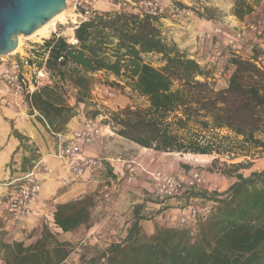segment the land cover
<instances>
[{
  "label": "trees",
  "instance_id": "trees-1",
  "mask_svg": "<svg viewBox=\"0 0 264 264\" xmlns=\"http://www.w3.org/2000/svg\"><path fill=\"white\" fill-rule=\"evenodd\" d=\"M263 6L264 0H233L232 12L240 23L249 25L264 17ZM120 10L106 11L76 28L78 46L64 37L47 41L51 46L47 67L55 82L63 80L64 68L70 63L85 72L113 75L110 85L121 91L129 89L147 105H127L109 112L105 124L141 147L161 153L220 156L243 149L248 155L247 147L264 152V49L245 44L248 30L230 50L228 84L217 88L211 69L177 43L164 39L160 20L140 17L136 10ZM198 15L215 21L209 7ZM248 47L246 56L235 53ZM68 76L77 88V102L87 105L88 75L72 68ZM55 82L36 91L31 99L52 126L64 115L67 119L74 115L70 106L62 105L65 90ZM220 130L230 134L220 137ZM11 135L22 141L17 130ZM218 136L221 141H217ZM246 168L243 163L218 168L223 177L236 179L223 192L191 190L193 196L212 200L215 209L200 223L196 237L187 229L164 228L151 238H139L140 221L145 219L140 204L133 209L135 220L125 242L110 244L104 255L118 256L121 264H264V169L244 175L240 171ZM84 202L57 206L55 222L63 231L88 221ZM4 248L13 254L16 264H64L67 256L63 243L50 248L45 238L27 247L14 242L4 244Z\"/></svg>",
  "mask_w": 264,
  "mask_h": 264
},
{
  "label": "crops",
  "instance_id": "crops-1",
  "mask_svg": "<svg viewBox=\"0 0 264 264\" xmlns=\"http://www.w3.org/2000/svg\"><path fill=\"white\" fill-rule=\"evenodd\" d=\"M228 2L229 13L234 17L232 12L233 0H228ZM160 21H167L165 25H168L170 22V20L166 18H162ZM161 30L164 39L169 41L170 37L166 34L163 26H161ZM53 38L58 37L55 35L51 37L48 36L39 42L41 44L40 46L30 45L24 48V52L32 57L41 59L47 51L50 53L51 46L48 45L47 41ZM33 47H37V49ZM191 56L194 57L193 55ZM72 68H75L76 71H79L81 74L96 76L103 73V75H107L105 71H98L95 73L85 72L75 63H70V66L64 68L66 71L65 77L60 82L57 81L55 83L61 84L65 90L63 93L64 99L62 105L66 107L70 106L74 110V115L70 116L68 119L67 116L64 115L63 118H59L55 121V124L52 126L48 123L44 114L34 108L31 102L27 105L20 106L2 105L3 107L0 108V174L5 164L10 162L13 156L15 157L14 160L17 162L11 166V169L10 167L8 169L10 181L5 184L8 186L12 185V180L27 172L31 164V166H33V164L40 159L46 163L51 171L48 172L43 167L42 173L40 174L42 187L34 203L33 212L29 217L23 218L28 224V229L44 225V231H46H42L39 236L40 238L32 244L30 240L24 241L23 244L27 247L36 244L43 238H53L51 248L56 246L57 242L63 243V249L67 253L64 264H84L86 261H80V254L76 251L79 247L72 251L71 256H69L68 248L74 244L78 232H81L83 227L89 224L94 214L96 220L90 222V235L94 233L95 229L103 225L104 222L111 219L113 215H115L117 221H121L125 214V210L130 203L133 202L135 205L133 209L140 204L143 205V208L146 206L152 207V210L154 209L152 214L155 216L152 221H159L164 215L175 217L176 220H178L183 213L188 211L189 204L185 195H178L172 198H160L157 195L155 184L149 174L151 170L148 169L149 166L145 163V159L141 155L142 150L145 151L149 149L123 138L105 123L101 126L102 135L82 146L84 155L102 158V163L97 175L90 178L72 179L71 183L68 185L62 184V180L68 176V163L54 157V153L57 149L54 126L57 127L56 132L68 129L72 130L80 126L84 119L80 106L85 104L77 102V88L72 82L71 77L68 76ZM109 77L115 79L113 75ZM142 100L146 106L147 102L144 99ZM13 129L19 132L22 141L11 135ZM129 149L132 150L129 151ZM133 149H140V151H134ZM129 159H134L139 163L138 174L132 182L136 186L132 190L133 192H128V190H125L121 185L131 184L125 181L121 172L123 161ZM240 172H242V170ZM225 178L226 177L220 179L219 184H223L228 179ZM235 180V178L228 179L227 184L217 191H225ZM105 183L110 184L112 192V199L108 202L103 199L102 195V187ZM209 191L212 192L211 189H209ZM89 198L93 199V205L89 204ZM78 200H86L84 204L89 211V219L74 230L63 231L55 222L57 206L59 204ZM105 203H107L106 208H103V204ZM7 204L5 206L6 208ZM176 220L174 221L175 223ZM143 222L149 221L143 219L140 221V225H142ZM25 226L26 225L23 224L22 228L25 229ZM94 239L97 243L96 237H94ZM70 257H74L75 263H71ZM1 260L4 261L3 259Z\"/></svg>",
  "mask_w": 264,
  "mask_h": 264
},
{
  "label": "rangeland",
  "instance_id": "rangeland-1",
  "mask_svg": "<svg viewBox=\"0 0 264 264\" xmlns=\"http://www.w3.org/2000/svg\"><path fill=\"white\" fill-rule=\"evenodd\" d=\"M72 1L73 0H67V7L63 19L56 21L57 30L72 24L71 19H74ZM186 2L192 3L191 6H193V10L196 12L193 16H185L177 13V16H174L175 11L172 12V8L175 10V7H177L176 2L174 0H164V4L168 6V11L165 13L164 18L169 19L170 22L168 25H165L167 21L160 22V26L164 27L166 34L170 37L169 42L177 43L182 50L187 51L196 59H202L205 64L209 65L211 71L214 73L216 87L223 88L228 84L231 72V70L228 69V63L229 55L231 54L230 50H232L225 46V41L230 35L234 34L237 29H241L240 22L229 13L228 0H186ZM204 7H209L213 10L215 21L197 14L201 13V11L197 10ZM99 10L101 14L106 11H116L115 6L106 0L100 1ZM258 12H261V10H258ZM63 24L65 25L63 26ZM214 27H220L223 31L220 36L215 38V41L218 43L219 47H221L220 53H218L216 49H209L207 42L200 41L198 37L199 33L208 32ZM53 29L51 25L43 34H38L34 37L23 36L19 52L24 53L25 47L27 48L33 45L34 42H40L44 38L50 36ZM245 34L246 45H249L250 42V44H256L264 49V37L250 32H246ZM239 51L246 56V54L250 53V48L248 47L246 51ZM88 77L91 82L88 104L80 106L84 118L96 119L102 126L109 118V112L118 111L127 105L145 106L144 101L133 96L129 89L121 91L117 87L110 85V82L114 79L109 77L108 74L103 75V73H101V75H88ZM2 107L0 102V108ZM218 132L220 137L230 134L227 130H220ZM205 134H207L208 137L212 136L211 132H206ZM219 136L216 137L217 141H221ZM261 137L264 139V134ZM130 150L132 149H129V151ZM133 150L140 151V149ZM246 150L250 152L248 155L244 152L245 149H243V152L238 150V154L220 156L216 153L212 155L161 153L149 149L145 151L142 150L141 155L144 157L145 163L149 166L148 169L151 171L161 170L166 173L185 172L189 175L191 170L198 169L204 173L208 182V188H210L212 192H219L217 190L224 187L228 179L225 178L227 180L223 184H219L220 179H224V177L218 168H225L226 166H231V164L243 163L248 166V168L242 170L245 175H249L253 171H262L264 169V152L262 149L247 147ZM14 159L15 157L13 156L12 160L5 164L0 174V258L7 264H16L14 263L16 259H14L9 249L4 248V243L11 244L13 242L30 240L32 244L40 238L41 232L44 231V225L28 229V224L24 219L13 220L7 214V208L5 206L11 198L13 186L5 184L10 181L9 167L11 169V166L17 162ZM214 160H218L216 165L213 164ZM121 185L125 190H128V192H133L132 190L136 187L133 183ZM92 200V198L88 199L90 205H93ZM103 205V208H106L107 203ZM134 206V202L130 203L121 221H117L115 215H113L111 219L104 222L103 225L95 229L94 233L90 235V222L96 220L94 214L89 224L84 226L81 232H78L74 244L68 248L69 256H71L72 251L79 247L76 251L80 254V261L85 262L86 260H90V258L96 261L97 257L106 252L110 244L125 242L126 236L135 220L133 214ZM153 212L154 209L152 210V207L147 206L141 211L140 214L149 222H143V224L140 225L138 233L139 238H151L159 230L164 228H180L178 226V220H176L175 217L164 215L159 221H152L155 217L152 214ZM212 214H214V212ZM211 216L212 215L208 218ZM207 219L201 220L188 230L191 237L194 238L197 236L200 223L207 221ZM175 220L176 223L174 222ZM23 224L26 225L25 229L22 228ZM94 237H96L97 243L94 241ZM51 239H47L48 247L50 248L53 242V238ZM70 261L71 263H75L74 257H70ZM109 264H121L120 258L109 253Z\"/></svg>",
  "mask_w": 264,
  "mask_h": 264
},
{
  "label": "built area",
  "instance_id": "built-area-1",
  "mask_svg": "<svg viewBox=\"0 0 264 264\" xmlns=\"http://www.w3.org/2000/svg\"><path fill=\"white\" fill-rule=\"evenodd\" d=\"M101 0H73V15L71 25L64 26L57 30V22L54 23L53 30L50 33L56 37H64L66 41L73 45L80 44L75 35V29L82 23L95 19L99 16ZM113 4L116 11H121V7L128 10H136L140 17L148 16L152 19L162 20L168 11V6L164 0H106ZM177 7L174 16L183 14L193 16L196 12L193 10L192 3L186 0H174ZM117 3V4H116ZM183 3V4H182ZM178 4H181L182 7ZM197 11H203L198 9ZM177 13V14H176ZM198 14V13H197ZM234 18H236L234 16ZM237 19V18H236ZM238 21V19H237ZM241 29H237L234 35L229 36L225 41V46L235 48L237 40L242 38L243 31L258 34L264 37V19L259 17L249 25L240 23ZM223 33L220 27H214L210 31L199 33L200 41H206L209 49L221 51L215 38ZM45 39V38H44ZM33 45L40 46L39 42ZM37 49V47H33ZM32 48V49H33ZM220 48V49H218ZM235 53L240 54L239 50ZM49 51L43 58L38 59L27 53L15 51L6 56H0V102L4 106L27 105L31 102L33 94L46 85H52L56 78L47 67ZM62 59V58H61ZM198 62L210 69L202 59ZM264 60V59H263ZM264 63V61H263ZM101 125L96 119L84 118L75 129L54 132L56 137L57 149L54 157L58 160L68 163V176L62 180L63 185L71 183L72 179L94 177L97 175L102 158L97 156H87L83 153L82 146L91 142L102 135ZM43 167L50 172L51 169L40 159L23 175L11 181L13 191L7 204V214L13 220H20L29 217L33 212V206L41 191L42 182L40 174ZM139 163L134 159L124 160L122 166V175L127 183H132L138 174ZM116 170V169H115ZM150 176L155 184L157 195L160 198H172L178 195H185L189 204L188 211L183 213L178 219V226L183 229H191L201 220H206L214 211V202L204 197H197L191 194L193 188H208V182L202 171L195 169L189 172L166 173L161 170L151 171ZM102 195L105 201H111L112 192L110 184L105 183L102 187ZM0 264H7L0 259ZM84 264H109V254H101L96 261L86 260Z\"/></svg>",
  "mask_w": 264,
  "mask_h": 264
},
{
  "label": "water",
  "instance_id": "water-1",
  "mask_svg": "<svg viewBox=\"0 0 264 264\" xmlns=\"http://www.w3.org/2000/svg\"><path fill=\"white\" fill-rule=\"evenodd\" d=\"M67 0H0V56L13 53L19 36H31L65 10Z\"/></svg>",
  "mask_w": 264,
  "mask_h": 264
},
{
  "label": "bare ground",
  "instance_id": "bare-ground-1",
  "mask_svg": "<svg viewBox=\"0 0 264 264\" xmlns=\"http://www.w3.org/2000/svg\"><path fill=\"white\" fill-rule=\"evenodd\" d=\"M65 11L66 10H63L62 12H60L59 14H57L51 21H49L47 24H45L44 26H42L40 29H38L35 33H33L31 36L29 37H34L38 34H43L44 32H46V30L48 29V27L51 25H54V23L57 21V20H60V19H63V16L65 14ZM22 38H23V35H20L19 36V45H18V48L15 50V51H19L20 50V46H21V42H22ZM14 51V52H15Z\"/></svg>",
  "mask_w": 264,
  "mask_h": 264
}]
</instances>
